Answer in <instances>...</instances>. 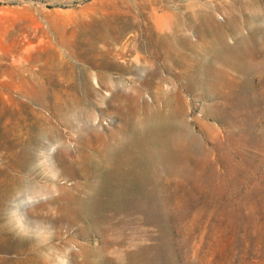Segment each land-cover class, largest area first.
Returning <instances> with one entry per match:
<instances>
[{
	"label": "rangeland",
	"instance_id": "obj_1",
	"mask_svg": "<svg viewBox=\"0 0 264 264\" xmlns=\"http://www.w3.org/2000/svg\"><path fill=\"white\" fill-rule=\"evenodd\" d=\"M21 179L71 264H264V0H0V264Z\"/></svg>",
	"mask_w": 264,
	"mask_h": 264
},
{
	"label": "clouds",
	"instance_id": "obj_2",
	"mask_svg": "<svg viewBox=\"0 0 264 264\" xmlns=\"http://www.w3.org/2000/svg\"><path fill=\"white\" fill-rule=\"evenodd\" d=\"M74 123L79 125L77 112H72L68 117ZM92 124L98 123V117L91 120ZM37 144L33 150L34 164H38L44 157L52 159L56 153L64 147V141L52 137L46 132H41L37 137ZM74 147V145H73ZM59 178V170L51 177L52 181ZM59 192L53 184V195ZM40 203V200L34 195L21 179L18 187L9 197L3 212V222L11 233L18 239L28 241L38 251L42 264H71V247L59 248L55 244L56 229L48 221H42L31 217V208Z\"/></svg>",
	"mask_w": 264,
	"mask_h": 264
},
{
	"label": "bare ground",
	"instance_id": "obj_3",
	"mask_svg": "<svg viewBox=\"0 0 264 264\" xmlns=\"http://www.w3.org/2000/svg\"><path fill=\"white\" fill-rule=\"evenodd\" d=\"M240 51H241V49H240Z\"/></svg>",
	"mask_w": 264,
	"mask_h": 264
}]
</instances>
